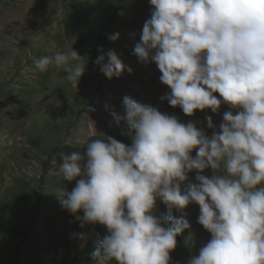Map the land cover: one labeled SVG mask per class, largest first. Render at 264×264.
<instances>
[{"label":"clouds","instance_id":"9594fccd","mask_svg":"<svg viewBox=\"0 0 264 264\" xmlns=\"http://www.w3.org/2000/svg\"><path fill=\"white\" fill-rule=\"evenodd\" d=\"M148 2L134 54L157 66L170 89L160 99L189 117L218 113L222 104L235 112L223 113L218 130L205 116L209 136L194 122L125 96V115L112 116L117 125L126 121L131 144L107 136L87 142L83 156L59 153L58 173L75 180L71 191L59 190L60 204L82 224L106 228L93 253L97 264H171L193 203L211 238L187 264H264V0ZM106 55L107 63L103 54L94 61L100 72L121 76L125 65L114 51ZM82 60L72 47L33 64L41 73L62 68L77 85ZM206 168L210 177L200 174ZM193 170L196 182L188 177ZM157 201L179 215H157Z\"/></svg>","mask_w":264,"mask_h":264},{"label":"rangeland","instance_id":"374dc122","mask_svg":"<svg viewBox=\"0 0 264 264\" xmlns=\"http://www.w3.org/2000/svg\"><path fill=\"white\" fill-rule=\"evenodd\" d=\"M150 14L148 0H0V264H97L93 253L107 230L82 224L61 206L59 190L71 191L75 180L58 173L59 153L83 156L87 142L107 136L130 145L126 121L117 125L112 116L125 115V96L194 122L209 136L205 116L218 130L223 113L235 112L222 104L218 113L195 110L189 117L160 99L170 89L160 82L157 66L134 54ZM72 47L86 65L77 85L62 68L35 69L34 58ZM110 50L125 65L111 79L94 63L101 54L107 63ZM200 174L210 177L212 170ZM196 175L189 172V180L196 182ZM184 211L190 229L177 236L171 264H187L211 238L197 222L199 206ZM160 213L179 215L157 201Z\"/></svg>","mask_w":264,"mask_h":264}]
</instances>
